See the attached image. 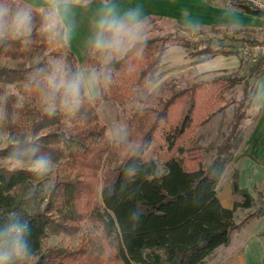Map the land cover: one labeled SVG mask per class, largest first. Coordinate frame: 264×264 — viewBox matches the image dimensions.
I'll return each mask as SVG.
<instances>
[{"label":"trees","instance_id":"16d2710c","mask_svg":"<svg viewBox=\"0 0 264 264\" xmlns=\"http://www.w3.org/2000/svg\"><path fill=\"white\" fill-rule=\"evenodd\" d=\"M227 1L264 20V9L249 0ZM224 38L242 46L256 43ZM192 42L173 35L149 39L141 56L130 55L114 64L106 92L86 98L71 117L60 112L47 115L36 90L25 88L37 67L53 58H65L76 70L75 57L66 52L65 44L34 35L28 49L19 44L0 49V107L6 113L0 120L6 135L0 148V217L20 212L30 220L32 264H204L218 247L229 244L234 231L254 217L264 219V200L239 188L236 174L231 190L239 202L225 208L216 193L225 167L236 157L241 123L255 95L250 81L264 74V58L241 78L199 79L172 91L157 106L141 107L129 120L126 143L109 140L99 121L96 109L102 101L123 104L132 96L131 87L143 89L154 82L169 46L178 45L187 53L199 45ZM212 43L214 39L207 40L188 57L202 63L219 55L238 56L237 50ZM82 57L98 68L86 50ZM239 85L240 99H225L224 94ZM6 86L23 95L22 105H16L13 95L2 100ZM203 104L205 111L200 112ZM232 105L235 114L221 143L200 144L196 129ZM41 156L55 167L38 176L30 165ZM13 157L22 163L14 165ZM49 186H54L50 194ZM249 208L255 210L236 223L235 211ZM86 222L98 224V231L82 233L75 248H44L48 236L76 230ZM260 236L264 238V233Z\"/></svg>","mask_w":264,"mask_h":264},{"label":"clouds","instance_id":"9594fccd","mask_svg":"<svg viewBox=\"0 0 264 264\" xmlns=\"http://www.w3.org/2000/svg\"><path fill=\"white\" fill-rule=\"evenodd\" d=\"M93 0H0V49L7 51L14 44L28 49L33 36L50 42L69 44L77 30L75 9H86ZM235 11V6H232ZM184 15V13H183ZM242 25L233 22V31ZM149 22L142 5H123L118 0H99L89 22L85 43L86 54L99 64L98 68L73 70L67 60L56 57L39 66L25 82L26 89L38 93L43 111L53 116L57 112L74 116L83 106L88 93L107 87L112 80V66L130 55L141 56L149 42ZM197 31L199 27L197 26ZM6 113L0 110V120ZM147 146V145H145ZM14 165L22 163L10 158ZM54 164L51 159L35 158L30 171L38 176L48 174ZM54 186L46 191L50 194ZM138 218V216H137ZM0 264H32L31 223L20 212L0 217Z\"/></svg>","mask_w":264,"mask_h":264},{"label":"rangeland","instance_id":"374dc122","mask_svg":"<svg viewBox=\"0 0 264 264\" xmlns=\"http://www.w3.org/2000/svg\"><path fill=\"white\" fill-rule=\"evenodd\" d=\"M134 1V0H131ZM255 6L260 5L256 0H249ZM119 3L127 6L130 5V0H118ZM126 2V4H124ZM33 3L39 5L41 0H33ZM99 5V0H93L90 7L86 9H78L74 13L75 21L77 27H79L80 32L84 34V41L81 42L84 46L89 35V22L95 9ZM133 5H136L135 3ZM264 6V5H262ZM76 10V9H75ZM74 10V11H75ZM144 13L148 18L149 22V39L151 38H163L169 35L178 37H188L191 41L199 43L198 46L189 47L187 53H192L198 47H203L207 40L214 39V47H224L225 49L231 48L232 50L238 51V56L227 57V56H216L212 61L208 59L202 63H196V58H189L188 54L178 45L169 46L162 57L160 67L155 75L154 82L143 88L137 89L131 87L132 96L125 99L123 104H118L114 101H102L98 108L96 109L99 121L106 127V135L109 140L116 142L126 143L129 139L130 125L129 120L139 111L141 107L144 106H157L159 101L167 97L172 91L179 90L190 86L194 81L199 79H211L217 77H243L247 74L248 68L255 63L252 59L243 54L242 46L235 40H226L224 36L228 39H248L254 40L256 43L264 41V21L260 19L252 20L249 23H245L238 31H233L232 24L216 25L214 27H197L193 28L192 33L184 32L185 26L179 25L167 17H155L150 15V9H145ZM253 21V22H252ZM76 32L71 41L74 40ZM76 43V44H81ZM81 45V46H82ZM194 45V44H192ZM66 46V52H70L75 57V67L79 69L84 67L86 70H91V64L82 57V52L86 50L85 47H78L77 49H71L72 46L69 44ZM76 48V47H75ZM83 48V49H81ZM194 53V52H193ZM258 59V58H256ZM208 62V63H207ZM98 63V62H97ZM99 67V64H98ZM203 67H208L209 69L202 72ZM255 80L250 81V85H254ZM107 90L106 87H101L90 93H88L87 98L93 100L99 98ZM242 87L235 86L230 91L224 94L225 99H232L237 101L241 97ZM8 95H13L16 99V105H22L24 100L23 95L14 87L6 86V94L3 96L4 100ZM205 104V103H204ZM200 109V112L205 111V105ZM1 110V107H0ZM236 107L232 105L225 110L215 113L209 122L204 127H198L196 129V136L200 144L217 145L220 144L225 132H227L230 122L232 121L233 115L235 114ZM214 111V110H213ZM253 111L249 108L246 109L245 119L241 123L240 135L243 136L247 132L251 118L253 117ZM6 140V135L1 130L0 123V148L3 147ZM213 155V151L205 155V162L209 161V158ZM221 186V188H220ZM218 189V190H217ZM216 189V193L227 191L230 196L232 195L230 185L227 184L225 176H222L220 183ZM255 198L259 201L264 200V181L256 187L253 192ZM233 207V203L230 204L229 209ZM237 209L236 211H238ZM254 208L241 209L240 214L235 216V221L239 222L244 218L247 212H253ZM235 211V212H236ZM258 222H249L243 229L233 232L231 235V243L229 245V250H219L213 256H209L204 264H220L224 256H229L232 252L245 247V243L249 245L246 251L249 257H259L258 264H264V244L258 243V239L250 234L249 239L246 240L247 236H243L250 230L258 228ZM264 230V227L260 228ZM90 231L96 233L98 231V224L82 223L81 227L78 226L76 230H70L67 232H62L58 235H50L44 240V248H75L79 237L82 233ZM242 235V236H241ZM235 241L233 240L234 237ZM234 242L236 243L235 248L233 247ZM219 248V247H218ZM233 249V250H232ZM224 251V252H223ZM224 253V254H222ZM247 256V257H248Z\"/></svg>","mask_w":264,"mask_h":264},{"label":"crops","instance_id":"0c3cea01","mask_svg":"<svg viewBox=\"0 0 264 264\" xmlns=\"http://www.w3.org/2000/svg\"><path fill=\"white\" fill-rule=\"evenodd\" d=\"M256 1L261 6L264 5V0ZM134 3L142 5L144 10L150 9L149 14L152 16L161 18L167 17L169 20L191 29L196 28L197 26H207L211 28L216 25L232 24L233 22H240V24L243 25L245 23H249L251 19H260L245 14L237 8H235L234 11L232 5L227 0H215L213 3H207L204 0H130V5H133ZM124 4H126V2ZM77 10L78 9H76L74 13ZM79 27H77L74 40L69 43V45L72 46V50L77 49L82 45L83 42H85L84 34L80 32ZM81 47H85V45H82ZM213 59L215 58L209 60L212 61ZM208 69V67H203L201 70L202 72H205ZM254 80L255 95L253 103L249 108L254 112L253 117L251 118L247 132L241 136V142L238 147L236 157L225 167L221 175V178L222 176H225L226 182L228 185H230L231 189V179L232 176L236 174L239 188L246 189L253 197H255L253 192L255 191L256 187L261 183V181H264V74H261ZM246 119H248L247 116ZM232 195L233 196H230L227 191H222L219 193L217 192V198L219 199L221 205L225 208H229L231 203L234 204L235 202L240 201L239 197L235 196L233 193ZM239 210L235 212V216L240 214ZM251 221L258 222V228L250 230L246 234H243V236H247V240L249 239L250 234L254 235L258 239L256 242L264 244V238L260 236L261 233H264V230L260 229L261 227H264V219L254 217L249 222ZM249 222H247L238 230L243 229L246 225L248 226ZM235 238L236 236L233 239L234 241ZM230 243L231 239L228 245L220 246L210 256L218 253L219 250L228 251ZM235 245L236 243L234 242V248ZM244 246L245 247L228 254L229 256H224L220 264H258L260 261L259 257H249L246 253L247 249H249L247 242Z\"/></svg>","mask_w":264,"mask_h":264},{"label":"built area","instance_id":"2783aa9c","mask_svg":"<svg viewBox=\"0 0 264 264\" xmlns=\"http://www.w3.org/2000/svg\"><path fill=\"white\" fill-rule=\"evenodd\" d=\"M256 7L264 9V6L261 5ZM241 50L243 54L250 57L252 61H256V58H264V41L252 45H246Z\"/></svg>","mask_w":264,"mask_h":264}]
</instances>
